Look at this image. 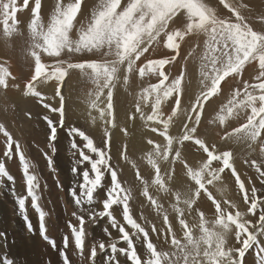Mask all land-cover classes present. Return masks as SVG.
<instances>
[{
    "label": "snow or ice",
    "instance_id": "snow-or-ice-1",
    "mask_svg": "<svg viewBox=\"0 0 264 264\" xmlns=\"http://www.w3.org/2000/svg\"><path fill=\"white\" fill-rule=\"evenodd\" d=\"M30 0H0V23L3 25L5 37H12L18 33L17 13L21 9L29 7ZM85 0H69L66 4L58 2L55 12L49 22L45 24L41 17V0H34L32 19L28 26L29 30V55L34 59V74L25 84L23 94L38 98L45 109L58 112L59 119L55 123L45 115L44 119L50 128V142L57 137L58 127L63 128L65 123V97L61 95L60 88L64 85L65 78L72 71H79L88 76L95 85L94 99L90 101V108L99 112V120L103 122V147H98L94 140L79 128H71L70 133L80 137L84 147L93 155L85 154L76 143L72 147L81 159L75 161L72 168L74 174H79L78 179L71 188L70 195L78 211H73L72 216L78 221V226L68 222L71 235L74 237L75 248L79 250L81 257L85 248L87 222L95 223L98 218H108L111 227L118 229L119 240L126 247H117L116 241L108 245L103 240L98 241L91 247L90 264H96L97 249L105 252L110 248L107 264H121L116 259L117 253L123 254L131 264H244L246 252L254 245L259 246V264H264V203L257 196V189H251V195L245 189V183L237 174L234 166V154L230 150H218L215 143H206L197 135L198 126L201 124L204 113V105L212 98L218 96L221 84L228 77L242 75L245 66L258 62V75L256 83H243V92L238 88L232 93V98L220 109L216 117L219 124L224 125L234 115H239V110L249 112L247 120L239 127L222 136L224 141L248 142L252 147L259 138L264 135V31L254 30L248 19L242 14L239 7L229 3L228 0H219L224 9L230 15H218L216 10L210 7L204 0H100L99 5L91 11L90 19L80 24L77 28V17L82 14V5ZM241 7H247L241 5ZM179 17L186 21L183 29L170 28V24ZM264 22V17L260 18ZM11 22V23H10ZM76 29V38L72 36ZM189 35L203 36L205 52L201 58L200 76L202 90L195 96L187 106L182 107V97L186 91L184 86L185 76L181 72L169 81L165 67L173 62L180 54L181 43ZM163 37V40L161 38ZM163 46L172 55L167 58L150 59L142 67L137 68V61L144 57L153 45ZM85 54L93 53L99 55L100 59L73 62L71 57L61 58L63 54ZM42 54L54 58L55 62L48 64L42 61ZM134 71H138L141 78L146 75L155 76L159 82L145 87L139 95V100L151 102L150 114L145 115L141 103H136L135 111L140 113V119L146 123L151 122V131L158 133L164 143H157L148 139L147 143L152 146L151 151L146 153L147 164L154 170V178L145 179L135 161L129 160L124 150L112 153V133L110 128H115L116 119L113 114V92L117 85L123 80L127 87L128 78ZM11 73L8 68L0 65V88L9 87ZM49 81H56L55 96H59V107H52L45 101L48 99L39 86ZM19 87V85H14ZM105 90H107L105 94ZM243 96L241 99L240 97ZM101 97H105L106 107H101ZM171 101L170 114L165 116L162 105ZM183 117L181 122L182 135L171 134L174 118ZM97 117L93 116L95 123ZM0 133L7 138V151L4 155L8 158L13 156V145L22 166L24 181L26 184V196H16L19 213L27 222V229L33 232V226L27 215L26 204L31 198L32 207L39 216V229L43 238L48 241L53 249L57 248L55 240L49 239L45 234V212L40 206L38 176L31 170L32 165L25 156L19 142L14 141L12 135L0 124ZM186 141L192 142L198 149L206 154V158L199 166H190L182 157L181 148ZM176 146V147H174ZM264 152V148H261ZM49 166L52 158L45 154ZM75 155V153H74ZM115 156V161H114ZM171 158V159H170ZM121 160L130 164L135 169L136 179L142 185V195L159 211L162 205L155 198L150 189L156 192H164L172 195L166 183V178L171 179L170 169H164L162 173L161 162L167 161L169 165L179 162L186 170V176L192 182L187 191L174 193L172 210L176 213V219L183 232V239L177 238L173 231V225L165 211L160 228L156 224L149 226L146 218L145 223L138 222L134 217L130 201L132 190L125 187L121 181L120 174L123 170ZM88 162L90 168L81 170L79 165ZM217 162L213 167V163ZM256 171L264 177L260 171V165L252 162ZM230 170L235 177V183L244 194L243 201L247 205V212L253 216L259 212L258 219L253 223L245 219V212L229 211L236 205L229 201L218 200L210 186L215 187L222 180V174ZM108 178L107 187L104 184ZM4 178L14 182V177L8 172L5 163L0 162V186ZM104 190V198L98 200L96 193ZM217 191L223 192L222 189ZM206 197L214 205L215 219L209 222L205 213L195 208L197 201ZM250 201V202H249ZM225 205L224 207H222ZM98 206H102L98 210ZM114 207L122 210L123 223L116 218ZM193 216L190 224L186 213ZM198 217V219L196 218ZM87 218V219H86ZM211 224V226H209ZM199 234H196L197 230ZM252 229V230H250ZM108 237L112 233L104 230ZM166 231L171 234V251L157 249V245L150 238V233ZM234 237V245L229 246V237ZM0 238H5V233L0 232ZM139 242L146 252V258L138 254L137 243ZM167 242V240H165ZM238 245V246H236ZM69 247L68 237L63 239V249L60 256L63 264H72L67 249ZM0 264H14L10 258H4Z\"/></svg>",
    "mask_w": 264,
    "mask_h": 264
},
{
    "label": "rangeland",
    "instance_id": "rangeland-1",
    "mask_svg": "<svg viewBox=\"0 0 264 264\" xmlns=\"http://www.w3.org/2000/svg\"><path fill=\"white\" fill-rule=\"evenodd\" d=\"M58 1L60 2V0H52V1L41 0V17H42V20L45 24H47L49 22L52 14L55 12V7H56V4L58 3ZM238 1L239 0H228L229 3L233 4L236 7H239L244 16L246 14H250V13H248L249 11L245 12L244 7L242 8V7L238 6V4H237ZM250 1L251 0H243V4L246 6H247V4L250 5ZM125 2H126V0H125ZM216 2L219 3V0H216ZM251 2H254L255 4L261 3V5L264 4V0H252ZM99 3H100V0H85L84 5H82V14L78 15V17H77V23H76L77 28L80 26V24L86 23L87 19H90L91 11L94 8H96L99 5ZM20 4L22 5V3H20ZM29 4L31 6H29L27 9L22 8L21 11H19L17 13V20L20 23V24H18V33H14L12 37H5L4 32H3V25L0 26V62H1L0 65L7 67L10 73L13 74L15 72L14 74H16V76L14 75L15 76L14 80H12L13 82H10L9 87L7 89H3V88L0 89V124L4 125L5 129L12 135L14 141H17V142H19V144H21V142H22L21 140L23 138L24 142L22 143V145L24 144L25 146H27L30 153L35 151L36 157L38 159H40V157L42 156L41 155L42 153H40V152L44 151L43 146H44V141L46 140L47 143H49L47 149L49 151L50 150L53 151L56 154L55 155L53 153L51 156L52 160H54L56 158L57 154L59 153V150H58L59 147L57 146L58 141L60 139V135H61V134L59 135V133H64V131H65L66 135H71V133H70L71 128H65V127L60 128V127H58L56 140L54 142H50V140H49L50 128L48 127V125L46 123L47 121L44 119V116L45 115L49 116L53 120V122L55 123L56 120L54 119V112H51L49 109H45L43 107L42 103H40L38 98H36V97L24 99V100L17 102V103L15 102V99H14L15 93H17L19 90V87L15 88L14 85H19V86L25 85L30 80L31 75L34 74V59L29 55L30 39H29V30H28V26H29L31 19H32V7H34V0H30ZM220 5L223 7L222 4H220ZM226 11L228 12L227 9H226ZM228 15H230V13ZM28 18L30 20H28ZM176 20L178 22H180V18L177 17ZM26 22H27V24H26ZM184 22L185 21H182L180 23V25L178 26L180 29L184 27ZM248 22L250 23L249 20H248ZM25 25H27V26H25ZM251 26L254 27L253 28L254 30L264 31V27H261V26L257 27V26H253L252 24H251ZM170 27L173 28L172 26H170ZM73 32L75 34L73 35V33H72V36L75 39L76 38V29L73 30ZM190 39H188V40H190ZM204 39L205 38L203 37L201 39L202 41H200L201 43L199 42L198 46H196V48H193V49H190L188 46H185L186 41L182 42L181 48H180V53L182 52V50H186V51H188V52H186V55H184L183 53L180 54L178 57L179 61L176 60L175 63H173V64L171 63L165 67L166 74H169V81H171V79L175 78L181 72L184 73V76H185L184 86L186 88V91L183 95L184 99H182V107L187 106L186 101H189V102H187V104H189L191 101H194V100H191L189 98H191L192 96H194V98H195V96L198 95L200 93V91L202 90V85L200 83L202 78L199 75L200 72L198 71V70H200V66L197 65V62H199V60L204 55V49H205ZM165 54L166 53L161 54L158 57L164 58ZM79 55L80 54H67V53H65L62 55L61 58H66V57L69 58V56H70L73 62H81V61H85V60L97 59V58H94V56H97V54L93 55V53L92 54L91 53H88V54L85 53L84 55L83 54H81L80 56ZM72 57H76V58H72ZM85 57H87V58H85ZM146 57L150 58V59H154V58L150 57L149 55L141 57L140 61L139 62L137 61V68L142 67L145 63H147ZM192 60H193L194 64L191 66L189 64ZM42 61L45 63H48V64H52V63H54L55 60H54V58H49L46 55L42 54ZM76 72L77 71H72V73L70 72L71 75L69 74V76H67L65 78L64 82L66 83L67 82L66 80H68L73 75L77 79L80 80V86L82 85L81 88L83 91H85L84 88L85 89L88 88L86 90V92H95V90L94 91L92 90L93 88H95V85L91 82V79L89 77L85 76L84 74L80 73L79 71L77 73ZM85 78H86V80H85ZM229 78H227L224 82H222L221 91L218 94V96L212 97L206 103L207 105H204V113H203L204 115H202L203 119H201V124L198 126L197 135L199 138L204 139L206 143H209V144L215 143L217 145L218 150L219 149L220 150H230L233 152L235 150L234 146H236L235 148H237L239 145H242L243 147H245L244 153L239 154V157H238L239 162H236L234 160V166L237 170V174L240 175L241 179L244 181L245 189L249 192V196L251 195V189L253 187H255L257 189V196L260 198L261 201H264V192H262L263 189L262 190L260 189V187L264 186V177L260 176V173L256 171V167L253 165V163H251V162L255 161L256 165H260V171L264 172V153H257V151L255 149V145L257 142L255 144H253L252 147H249L248 142L237 143V142H234L231 140H229V141L222 140V136L224 134L232 131L235 127H238L239 125H241L247 119V116L239 117L235 121H231L232 119L230 117L224 125L219 124V122H218L219 125H216V122H214L216 115L218 113L220 114L219 109H221L224 105H226L228 103L229 99L232 98V93H234L238 88L240 89L241 92H243V88H242L243 83H244V82H242L243 73L240 76H233L232 78L231 77H229ZM81 79H84L83 84L81 83ZM232 79H233V81H232ZM87 80H89V81H87ZM156 81H155V83L159 82L158 79ZM11 83H15V84H11ZM190 83H193L196 85V87L194 89L195 91L193 90V88L191 86H189ZM228 83L230 85H228ZM88 84H90V85L88 86ZM149 85L150 84L148 82H146L143 78L141 79L138 71H134L133 74H131L129 76L127 87L124 86V88L122 89V92H120L118 89L114 90V92H113L114 109L117 107H119V109L120 108L127 109L128 112H131V111L134 112L135 113L134 116H139L140 113H137L134 109L136 103L139 102V103H141V107H143L142 110L145 113V115L150 114L151 102L150 101L149 102H143V101L139 100L140 93L142 92V90L145 87H148ZM240 86H242V87H240ZM89 87H91V88H89ZM188 89H190V91H192V93H191L192 96H190V94L186 93V92H188ZM13 90L15 93H13ZM8 91H11V92L9 93ZM106 92H107V90H105V93ZM187 96L188 97L190 96V97L188 98ZM240 98L242 99L243 96H241ZM211 101H212V103L209 104ZM2 103H4V104H2ZM115 104H117V105H115ZM5 105H7V109H6ZM164 105L166 107H169V108H166V110H165L166 112L164 113L165 116H167L170 113V107L172 108V107H174V105H172L171 101L165 102ZM16 107L19 109H17ZM214 107H215V109H213ZM209 109H213L212 110L213 112L212 111L210 112ZM7 110L9 111L10 114L8 113ZM6 112L8 113L9 116L10 115L11 116L9 117ZM65 114H67V111L65 112ZM134 116H132V117H134ZM7 118L8 119L11 118L10 120H12V119L13 120L10 121ZM179 118L180 117L174 118L173 127L170 130L171 134H173V135H182V131H183L182 126H181V128H178V121H180V120L182 121L183 118L182 117L180 119ZM27 119H28V121H26ZM211 124H213L214 126L216 125L219 128L218 130L221 131L219 137H216L215 135H213L211 133L210 128L214 127ZM44 127H46V129L49 130V132H47L46 134L43 133ZM151 127H153V126H145V128L148 129V132H150L149 136H151V139L154 141V138L156 137L159 140L158 142L163 144L164 143L163 138L160 137L158 135V133L152 132ZM80 130L84 131L87 135H89L94 140V142L96 143V145L98 147H102V145H103L102 141L103 140H102L100 134L93 133L89 128H85V127L83 129H80ZM37 131H39L41 133H35ZM0 134L2 136H4L3 133H0ZM262 136L259 138V140H260L259 145L261 148H264V143L261 142V141H263ZM100 138H101V140H100ZM184 145L191 152V154H189L190 157H192L194 155L196 156V161H200L201 157L203 159L206 158V154L202 153L198 149V146H195L192 142L186 141L184 143ZM174 147H176V146H174ZM151 149H152V146L148 149V152L151 151ZM22 150L24 151L23 147H22ZM45 154L43 155L44 156L43 158L47 163L43 166L42 170H37V172H39V173H37V176H38L39 182H40V189H39L40 201H39V203H40L41 208L43 209V211L46 214L45 215V227L47 228L49 226L47 228V232L45 234L49 237V239L55 240L57 248L53 249L51 244H49L48 241H46L43 238V236L41 235V232L39 229V216H38L37 211L32 207L30 197L28 198V201L26 204L27 215H28L29 221L31 222L33 228L38 231L40 240L42 241L43 244L45 242V245H47V247H46L47 251H45V249L42 248V250L39 253H37V256L35 254H33L32 255L33 257H35V258L37 257L36 258L37 261L36 260L34 261V260H31L30 258L24 257L23 254L21 253V250L17 248L16 243H15V237L11 234L13 232L12 231L13 229L11 230V228L9 226H11L13 228H18L21 224H23L24 230L26 229V231H27V234H26L27 239H30V236L28 233H33L34 236L36 235V233L28 231L27 226H26L27 222L23 219L22 215L19 213L18 204L16 202V195L22 196V193H23V196L27 195L26 184H25V181L23 179L24 177H23L22 166L20 164L19 157H18V155H16V157H14V155H13V158H8L4 155V158L7 159L6 163L8 161H11V162H14V161L18 162L19 161L18 162L19 168H20L19 173H21V178H20L19 183L22 181L21 183L23 185L20 183L21 187H18V190H17V187H11V186H14L17 184L16 180L12 183V182L8 181L7 178H4L3 185L0 186L1 187L0 188V194L2 193L0 195V211L2 210L0 212V232L5 233V238H0V261H2L4 258H10L14 261V264H63V259L60 256V250L63 249V239L65 236L68 237L69 247L66 251L70 257L72 264H88V262L90 264L89 256H90L91 247L100 240H103L106 243V245H108L111 241H116L118 248L126 247V244L119 240L118 229L111 227V221L108 218H103V219L98 218L95 223L87 222L85 225V230H86L85 248H84V252H83L84 256L81 257L79 250L75 248L74 237L71 235V230L68 227V222L71 221V223L73 225L78 226V221L75 219V217L72 216L73 211H78V210H75V208H74L75 205H74V201L70 195V191H71V188L76 184L77 180L82 179V178L79 176V174H74L72 172V169L70 166H69V169L67 170V173H68L67 175H66V172L64 170V168H66V166L64 168L58 167L56 164L53 165V162H52V165L49 166L48 161L46 160L47 157ZM85 154H89V152H85ZM89 155H92V154H89ZM47 156H48V154H47ZM145 156H146V153H142V152L138 153V151H136V150H133L131 152V154L128 155L129 160L135 161L137 163V165L141 171V175L145 179L150 180L154 176V170L151 169V166L147 164ZM70 159H73V158L70 157ZM114 161H115V159H114ZM242 161H244V162H242ZM239 163L242 164L243 166L238 165ZM145 164H147V165H145ZM199 164L200 163H198L197 166ZM216 164H217V162H214L213 167H215ZM248 164H250V165H248ZM122 165H123V170L120 174V178H121L123 185L125 187L131 188V190H132V200H131L132 202L130 201V207L132 208L134 217L138 218V222L142 223V225H143L145 223L144 220L146 218L149 226L153 223L158 225V222L162 219L165 211L167 212L168 215H170L171 213L174 212L172 210L170 203L172 202V204H173L174 203L173 201L175 199H170V198H171V196L173 198L174 193L177 192V188H175V186L171 187L172 195H170L169 200H168V202L171 201L170 203H166V205H162L163 199L162 200L158 199L159 203L162 205V209L159 211V213H160L159 214L158 210L153 205H151V203L147 200V198L146 199L144 198L145 200L144 201L141 200L139 203L136 202V196H137L139 190L142 188V185L136 179L135 169L131 168V166L125 162ZM53 166H55V167H53ZM71 166L73 168L75 165L71 164ZM160 166L162 169V173H163L164 169H170L168 167L167 161L161 162ZM261 166H263V167H261ZM45 167L48 169L47 177H45L46 172L43 173L45 171L44 170ZM163 167H164V169H163ZM6 168H7V166H6ZM89 168H90V166H89ZM80 169L83 170V169H87V168L81 167ZM7 170L9 173L11 172L10 168L9 169L7 168ZM70 170H71V172H70ZM253 170H255V171H253ZM40 171H42V172H40ZM53 171L55 172L54 174H53ZM61 171H62V173H61ZM185 171H186L185 169L182 170L181 173H179L178 175H180V177H182L183 179L185 178L184 179L185 180L184 185L188 189L189 186H192V185H190L191 181L189 179H186L188 177L186 176ZM71 173H72V175H71ZM60 174H61V176H60ZM49 175H50V178H49ZM184 176H186V177H184ZM222 176L224 179H226L227 177H230L231 179H229L228 182L224 181V183H222V181H219V182H217L215 187L210 186V190L213 191V195L218 200H220L222 202L224 200H227L229 202H232V200L234 202H240V200H238V198L240 199V197L243 201V195L244 194L239 190L238 185L235 183V177L231 175L230 170H226L225 173L222 174ZM167 181H168V179L166 178V183H167ZM186 181H187V183H186ZM43 183H45L46 185ZM107 185L108 184H105L106 187H107ZM222 186H224V188H221ZM4 188H5V190H3ZM187 189L185 191H187ZM217 189H222L223 192L221 193L220 191H217ZM98 191H100V192L96 193V198L98 200H102L104 198V190L101 189ZM178 191L181 192L179 189H178ZM5 192H8L10 195H6ZM20 192H21V194H19ZM45 199H47V200H45ZM46 202H47V204H46ZM48 202H50V203L48 204ZM202 202L204 203V206L209 211H212L214 213V210H213L214 205H212L211 201H208L206 199V197H204V198H202ZM29 203H31V204H29ZM243 203H244V201H243ZM168 205H170V206L167 208ZM244 205H245L244 207L246 210H241V211L246 213L245 219H250L253 221V223H255L256 220L258 219L259 212L257 211L256 216H252L251 213L247 212V205L245 203H244ZM1 206L4 207L5 209L1 208ZM224 206L225 205H223V203H222V207H224ZM260 206L264 207V203H262ZM194 207L197 208L196 206H194ZM100 208H102V206H98V210ZM117 208H118V210H117ZM140 209H142V210H140ZM114 211H115V215H116L117 220L119 222L123 223L121 208L114 207ZM147 211L149 213H147ZM231 211L233 213H235V211H237V208H231ZM141 212H142V214H141ZM3 213H5V214H3ZM208 218H206V219L209 222H211L212 220L215 219V216H211V217L209 216ZM102 220H104L103 223H101ZM3 223L6 224L8 229L4 228ZM8 224H9V226H8ZM209 226H211V224H209ZM105 229H108V231L112 233L111 237L107 236V234L104 231ZM50 230L54 234V236H51ZM250 230H252V229H250ZM196 234H199L198 229L196 230ZM156 236L157 235L155 233H150V238L157 245V249L164 250V251H171L172 250L171 247H164L160 243V240H158V238ZM232 238L234 239V237H231V236L229 237V246H232L235 243L234 240H232ZM260 239H261L262 243H264V237H261ZM134 243H137L138 254L142 255V257L143 256L146 257L145 249L142 248L143 246L135 240H134ZM236 246H238V245H236ZM12 251L14 253H12ZM50 251L52 252V255L50 254ZM258 253H259V246L254 245L252 248H250L246 252L245 256L247 258L244 257V264H250V263L254 264L255 262H256L255 264H259V258L260 257L258 255ZM109 254H110V248H108V250L105 252H100L99 249H97L96 264H107V258H108ZM38 256H40V257H38ZM249 258L253 259V261L250 260ZM116 259L119 260L121 262V264H131V262L127 261L126 258L121 253H117ZM113 263L115 264V261H113Z\"/></svg>",
    "mask_w": 264,
    "mask_h": 264
},
{
    "label": "bare ground",
    "instance_id": "bare-ground-1",
    "mask_svg": "<svg viewBox=\"0 0 264 264\" xmlns=\"http://www.w3.org/2000/svg\"><path fill=\"white\" fill-rule=\"evenodd\" d=\"M52 1V0H50ZM252 1V0H251ZM250 1V5H248L247 3V7H244L245 8V12L249 11L248 13L250 14H246L245 17L250 21V23L253 25V26H261V27H264V22L261 21V17H264V4L261 5V3H258V4H255L254 2H251ZM23 0H19V3H22ZM45 2V1H44ZM48 2V1H47ZM59 2V1H58ZM61 2V0H60ZM63 3H67L69 2V0H62ZM205 3H207L210 7H212L213 9L216 10L217 14L218 15H223V16H228V12L226 11V9H224L218 2H216V0H204ZM249 2V1H248ZM257 2V1H256ZM54 3V2H53ZM32 4V3H31ZM238 6L241 7V5H244L243 4V0H239L237 2ZM52 5V4H51ZM29 6H31L29 4ZM86 6V5H85ZM243 8V7H242ZM241 8V9H242ZM33 9V7H32ZM244 13V12H243ZM21 14V13H20ZM28 14V13H27ZM29 16V15H28ZM24 18V17H23ZM27 18V17H26ZM28 20H30L28 18ZM21 22V21H20ZM174 22L173 21L171 23L170 26H174ZM176 23V22H175ZM186 23V21L184 22V24ZM20 24V23H19ZM22 24V23H21ZM27 24V22H26ZM2 25V23L0 24V26ZM23 26V25H22ZM27 26V25H25ZM171 28V27H170ZM254 28V27H253ZM183 29V28H181ZM75 30V29H74ZM75 33L73 32V35ZM191 38V39H190ZM203 38V36H195V35H189L185 38V41H186V44L185 46H188L190 49H193V48H196V46H198L199 42L202 41L201 39ZM190 39V40H188ZM161 40H163V37L161 38ZM2 41V40H1ZM201 43V42H200ZM3 44V43H2ZM9 45V44H8ZM183 45V44H182ZM9 47V46H8ZM183 47V46H182ZM153 48L156 49V51H153L152 49L149 50V53H146L145 56L147 55H153L155 59H159L161 54H164V57L167 58L168 56L172 55V53L166 49L164 46H163V43L159 44V45H153ZM199 48V47H198ZM186 50H182V52L180 54H184L186 55ZM4 53V52H3ZM88 54V53H87ZM92 54V53H91ZM179 54V55H180ZM81 55V54H80ZM79 55V56H80ZM84 55V54H83ZM94 55V54H93ZM88 57V56H87ZM85 57V58H87ZM179 57V56H178ZM178 57L176 58V60L178 59ZM67 58V57H66ZM65 58V59H66ZM72 58H76V57H72ZM94 58H97V59H100L99 55L97 56H94ZM153 58V57H152ZM184 59V58H183ZM50 60V59H49ZM53 60V59H52ZM175 60V62H176ZM78 61V60H77ZM80 61V60H79ZM4 62V61H3ZM21 62V61H20ZM55 62V61H54ZM82 62V61H81ZM139 62V61H138ZM173 62V63H175ZM1 63V62H0ZM50 63V62H49ZM172 63V64H173ZM194 62L193 60L190 62L189 65H193ZM10 65V64H9ZM8 66V65H7ZM15 71V70H14ZM200 72V70H198ZM258 62H253L252 64H249V65H246L245 66V69L243 71V78L245 79V81H249V83H256V79L255 77L258 75ZM13 72V71H12ZM78 72V71H77ZM76 72V73H77ZM15 73V72H14ZM12 74L11 77H9V84L10 82H13L12 80H14L16 74ZM72 73V72H71ZM75 73V72H74ZM73 73V74H74ZM198 74V73H197ZM196 74V75H197ZM15 75V76H14ZM71 75V74H70ZM200 75V74H199ZM86 76V75H85ZM88 77V76H87ZM229 78V77H228ZM232 78V77H231ZM142 79V78H141ZM143 79L148 82L149 84H152V83H155V81L157 80V78L155 76H151V75H146L145 77H143ZM230 79V78H229ZM86 80V78H85ZM67 82L65 83L64 82V85L61 86L60 88V93L61 95H63L65 97V100H64V108H65V112L67 111V114H65V123H64V127L65 128H79V129H83L84 127L85 128H89L93 133H96V134H100L101 135V138L103 140V122L101 120H99V112L97 110H94V109H91L90 108V101L92 99H94V93L95 92H86V90L88 89H85V91L82 90V85L80 86V80L77 79L75 76H71L68 80H66ZM89 81V80H87ZM159 81V80H158ZM233 81V79H232ZM157 82V81H156ZM244 82V81H243ZM81 83L83 84L84 83V79H81ZM11 84H15V83H11ZM17 84V83H16ZM90 84H88L89 86ZM228 85H230L228 83ZM24 86L25 85H22V86H19V90L17 93L14 92L13 90V93H15L14 95V99H15V102H20L24 99H28V98H33L32 96H26L23 94V90H24ZM84 86V85H83ZM189 86H191L193 88V90L195 89L196 85L193 84V83H190ZM55 87H56V81H49L47 84H44V85H41L39 86L38 90L42 92V94H44L48 99L45 101L46 103H49L52 107H59V104H60V98L59 96H55ZM236 87V86H235ZM242 87V86H240ZM16 88V87H15ZM91 88V87H89ZM124 88V84H123V80H121V83L117 85V88L120 92H122V89ZM227 88V87H226ZM243 88V87H242ZM2 89V88H0ZM93 91L96 90L95 88L92 89ZM12 91V90H11ZM11 91H8L9 93ZM91 91V90H90ZM195 91V90H194ZM190 92V93H189ZM188 94H190V96H192V91H190V89H188V92H186ZM226 93V92H225ZM106 94V93H105ZM116 94V93H115ZM120 94V93H119ZM224 94V93H223ZM222 95V94H221ZM13 96V95H12ZM117 96V95H116ZM189 96V97H190ZM11 97V96H10ZM188 97V96H187ZM188 97V98H189ZM118 98V97H117ZM184 99V97L182 98ZM186 99V98H185ZM191 100H194V96H192L191 98H189ZM101 101H103V103H101V107H106V100H105V97H101ZM186 101V100H185ZM216 101V100H215ZM223 101V100H222ZM137 102V101H136ZM187 102L189 101H186V105H187ZM185 103V102H184ZM183 103V104H184ZM212 101L209 103L211 104ZM4 104V103H2ZM215 104V103H214ZM117 105V104H115ZM207 105V104H205ZM6 106V109H7V105ZM10 106V105H9ZM171 106V105H170ZM184 106V105H183ZM216 106V105H215ZM4 107V106H3ZM2 107V108H3ZM21 107V106H20ZM23 107V106H22ZM213 107V106H212ZM17 108V107H16ZM143 108V107H142ZM166 108H169V107H166L165 105H162V111H164L163 113H165L166 111ZM209 108V107H208ZM19 109V108H17ZM135 109V108H134ZM171 109V107H170ZM215 109V107L213 108ZM213 109H209V111L211 112ZM168 110V109H167ZM220 110V109H219ZM8 111V110H7ZM143 111V110H142ZM215 111V110H214ZM239 112V115H234L233 117H231V121H235L237 118L239 117H242V116H247L248 114H250V111L249 112H245L243 110H237ZM146 112V111H145ZM213 112V111H212ZM7 113V112H6ZM5 113V114H6ZM9 113V111H8ZM7 113V115H8ZM209 113V112H208ZM207 113V114H208ZM10 114V113H9ZM12 114V113H11ZM113 114L115 116V119H116V127L115 128H110V131L112 133V153L115 154L117 152V150H124L125 147H126V152H127V155L131 154V152L133 150H136L139 152H142V153H147L148 152V149L151 147V145H149L147 143V140L148 139H151V136L150 135V132H148V129L145 128V126H154L151 124V122H145L144 120H141L140 119V115L139 116H134L135 113L134 112H128L127 109H123V108H120L117 107L114 109V106H113ZM170 114V113H169ZM204 115V114H203ZM219 115V113L216 115V117ZM9 116V115H8ZM11 116V115H10ZM9 116V117H10ZM23 116V115H22ZM95 116L97 117V120L95 123H93L92 121V117ZM134 116V117H132ZM13 117V116H12ZM205 117V116H204ZM214 119V122H216V125H219L218 124V120ZM181 118V117H180ZM179 118V119H180ZM183 118V117H182ZM8 119V118H7ZM11 119V118H10ZM8 119V120H10ZM54 119L56 121H58L59 119V113L58 112H54ZM203 119V118H202ZM13 120V119H12ZM10 120V121H12ZM25 120V119H24ZM44 120V119H43ZM183 120V119H182ZM247 120V119H246ZM28 121V119L26 120ZM182 122L181 120L178 121V128H181V123ZM47 123V122H46ZM243 124V123H242ZM241 124V125H242ZM44 125V124H43ZM214 126L213 128H210V131L213 135H215L216 137H219L220 136V133L221 131L218 130L219 128L217 126ZM239 125V126H241ZM238 126V127H239ZM177 128V129H178ZM175 129V128H174ZM43 133H47L49 132V130L46 129V127H44L43 129ZM35 133H41L39 131L35 132ZM61 134V135H60ZM60 135V139L58 141V144L57 146L59 147L58 150H59V153L57 154L56 156V160H52L53 162V165H57L58 167H65L64 170L66 172V175L68 174L67 173V170L69 169V166L71 167L72 169V166L71 164H74L75 165V161L78 160V159H81L79 154L76 152L75 149H73L72 145L73 143H76L77 146L82 149L84 152H88L87 149L84 147V142L83 140L80 138V137H77L73 134L71 135H66L65 134V131L64 133H59ZM100 138V140H101ZM263 140H264V135L262 136ZM6 140L7 138L2 136L0 134V162H3L6 164L7 168L11 170L10 174L14 177V181L16 180V185L14 186H11V187H17V190H18V187H21V184L19 183L20 181V178H21V173H19V161L18 162H11V161H7V159L4 158V153L5 151H7V143H6ZM21 146L24 148V153H25V156L28 158V160L30 161L31 165H32V170L33 172L37 175V170H42L43 169V166L47 163L45 160H44V154H48V156H52V154L54 153L53 151H49L47 149L49 143H47V141L45 140L44 141V151L43 152H40L42 153L40 159H38L36 157V153L35 151L30 153L29 150H28V147L25 146L24 144L22 145V143L24 142L23 138L21 140ZM154 141L159 143L158 141V138H154ZM229 141V140H228ZM38 142V141H37ZM100 142V141H99ZM161 142V141H160ZM259 142L260 140L257 141L256 145H255V149L257 151V153H264L261 151V147L259 145ZM26 143V142H25ZM41 143V142H40ZM102 144H103V141H102ZM43 145V144H42ZM189 146V145H188ZM103 147V145H102ZM236 146H234V151H233V154H234V160L236 162H239L238 161V157H239V154L241 153H244L245 151V147H243L242 145H239L237 148H235ZM225 148V147H224ZM51 149V148H50ZM220 150V149H219ZM248 150V149H247ZM252 150V149H251ZM254 150V149H253ZM181 151H182V157L184 159L187 160V162L191 165V166H197L198 163H202L203 162V158L201 157L200 158V161H196V156H192L190 157L189 154H191V152L188 150V148L184 145L182 146L181 148ZM64 152V153H63ZM75 153V155H74ZM55 154V153H54ZM91 154V153H89ZM88 154V155H89ZM13 155L14 157H16V152H15V144L13 145ZM56 155V154H55ZM93 155V154H92ZM140 155V154H139ZM94 156V155H93ZM198 156V155H197ZM73 158V159H70ZM259 157V156H258ZM13 158V156L11 157ZM46 159V158H45ZM114 159H115V156H114ZM171 159V158H170ZM18 160V159H17ZM47 160V159H46ZM48 161V160H47ZM241 161V160H240ZM165 162V161H164ZM244 162V161H242ZM123 160H121V164H123ZM252 163V162H251ZM199 164V165H200ZM130 165V164H129ZM147 165V164H145ZM144 165V166H145ZM198 165V166H199ZM240 166H243L242 164H238ZM250 165V164H248ZM47 166V165H46ZM76 166V165H75ZM90 164H88V162H82L79 167H86V168H89ZM55 167V166H53ZM168 167L170 168V174H171V179H168L167 181V185L168 187L170 188L171 190V187L172 186H175V188H177V191L178 189L181 191V193H183L187 188L186 186L184 185L185 183V178L183 179L182 177H180V175H178L179 173H181L183 169V165L180 164L179 162H176L174 165H169L168 163ZM263 167V166H261ZM52 168V167H51ZM254 168V167H253ZM55 169V168H54ZM53 169V170H54ZM164 169V167H163ZM250 169V168H249ZM9 170V171H10ZM44 172H46V176L48 175V169L45 167L44 168ZM50 170V169H49ZM61 170V169H60ZM252 170V169H251ZM51 171V170H50ZM255 171V170H253ZM42 172V171H40ZM69 172V171H68ZM71 172V170H70ZM141 172V171H140ZM186 172V171H185ZM184 172V173H185ZM55 172L53 171V174ZM62 173V171H61ZM57 174V173H56ZM148 174V173H147ZM43 175V174H42ZM72 175V173H71ZM61 176V174H60ZM228 176V175H227ZM69 177V176H68ZM154 177V176H153ZM152 177V178H153ZM186 177V176H184ZM44 178V177H43ZM49 178H50V175H49ZM61 178V177H60ZM73 178V177H72ZM150 178V177H149ZM24 179V178H23ZM45 179V178H44ZM74 179V178H73ZM188 179V178H186ZM229 179H231L230 177H227L226 179L223 178L222 176V183H224V181H229ZM46 180V179H45ZM4 181V180H3ZM42 181V180H41ZM8 182V181H7ZM45 182V181H44ZM64 182V181H63ZM76 182V181H75ZM189 182V181H188ZM10 183V182H9ZM13 183V182H12ZM54 183V182H53ZM109 181H108V178L106 176L105 178V181H104V184H108ZM187 183V181H186ZM45 184V183H43ZM68 184V183H67ZM9 185V184H8ZM11 185V184H10ZM23 185V184H22ZM46 185V184H45ZM188 185V184H187ZM190 185H192V182L190 183ZM49 186V185H48ZM190 187V186H189ZM1 188V187H0ZM43 188V187H42ZM45 188V187H44ZM221 188H224V186H222ZM40 189V188H39ZM46 189V188H45ZM69 189V188H68ZM215 189V188H214ZM260 189L264 190V186L263 187H260ZM5 190V188L3 189ZM47 190V189H46ZM51 190V189H50ZM262 190V192H264ZM66 192V191H65ZM100 192V191H98ZM150 192L151 194L157 198V199H163L162 200V205H166V203H170L171 201L168 202L169 200V197L170 195L169 194H166L164 192H156L154 189H150ZM172 193V192H171ZM218 193V192H217ZM2 194V193H1ZM0 194V195H1ZM6 195H10L8 192H5ZM21 194V192L19 193ZM47 194V193H46ZM239 194V193H238ZM237 194V195H238ZM17 196V195H16ZM22 196H23V193H22ZM174 196V195H173ZM47 197V196H46ZM68 197V196H67ZM237 197V196H236ZM145 197L142 195V188L139 190L137 196H136V202L139 203L141 200H145L144 199ZM202 198H204V196L202 195V197L200 198V200L197 201L196 203V207L200 210V211H203L205 213V218H208L209 216H215L214 213L212 211H209L205 206H204V203L202 202ZM64 199V198H63ZM170 199H175L174 197ZM47 200V199H45ZM50 200V199H49ZM238 200H240V202H234L232 200V202H230L231 204H234L236 205L235 208H237L238 211H241V210H246L245 209V205L240 197V199L238 198ZM173 201V200H172ZM51 202V201H50ZM48 202V204L50 203ZM132 202V201H131ZM148 202V201H147ZM174 202V201H173ZM205 202V201H204ZM31 204V203H29ZM47 204V202H46ZM150 204V203H149ZM152 205V204H151ZM170 205H172V202L170 203ZM168 205L167 208L170 206ZM47 206V205H46ZM139 206V205H138ZM149 206V205H148ZM150 207V206H149ZM1 208L5 209L4 207L1 206ZM75 210H78L76 209V207H74ZM155 209V208H154ZM51 210V209H50ZM118 210V208H117ZM139 210V209H138ZM142 210V209H140ZM145 210V209H144ZM214 210V209H213ZM2 211V210H1ZM0 211V212H1ZM14 211V210H13ZM120 211V210H119ZM231 211V208L230 210ZM233 211V210H232ZM16 212V211H15ZM152 212V211H151ZM234 212V211H233ZM242 212V211H241ZM11 213V212H10ZM13 213V212H12ZM147 213H149L147 211ZM163 213V212H162ZM5 214V213H3ZM32 214V213H31ZM142 214V212H141ZM160 214V213H159ZM14 215V214H13ZM51 215V214H50ZM146 215V214H145ZM195 211L193 212L192 215H188L186 213V218L188 219L189 223L191 224L193 222V216H195ZM147 216V215H146ZM169 216V220L170 222L172 223L173 225V231H175L177 233V238L179 239H183V232L182 230L180 229V225L178 223V220L176 219V213L173 212L171 213ZM253 216V215H252ZM7 217V216H6ZM149 217V216H148ZM152 217V216H151ZM150 217V218H151ZM157 217V216H156ZM4 218V217H3ZM159 218V217H158ZM198 219V217H196ZM103 219V218H102ZM209 219V218H208ZM158 220V219H157ZM104 220H102L101 223H103ZM145 221V220H144ZM9 222V221H8ZM34 222V221H33ZM107 222V221H106ZM109 222V221H108ZM142 222V221H141ZM107 224V223H106ZM4 225V228L5 229H8L6 224L3 223ZM101 225V224H100ZM104 225V224H103ZM108 225V224H107ZM162 225V219L158 222V225L157 227L160 228ZM9 226V224H8ZM102 226V225H101ZM11 228V230L13 231L11 234L15 237V243H16V246L18 249L21 250V253L23 254L24 257L26 258H30L31 260H36L35 257H33L32 255L35 254L37 256V253H39L42 248L46 250V247L47 245H45V242L44 244L42 243V241L40 240V237H39V234H38V231L36 229H34L33 232L36 233V235L34 236L33 233H28L29 236H30V239H27L26 238V234H27V231L26 229L24 230V226L23 224H21L18 228H13L11 226H9ZM49 227V226H48ZM47 227V228H48ZM98 227V226H97ZM46 228V229H47ZM100 228V227H99ZM109 228V227H108ZM51 229V228H50ZM103 229V228H102ZM26 231V232H25ZM53 231V230H52ZM196 231V230H195ZM49 233V232H48ZM50 234L51 236H54V234L51 232L50 230ZM158 238V240H160V243L164 246V247H171L170 246V241H171V234L167 233L166 231H160L159 233H155ZM154 236V235H153ZM155 237V236H154ZM156 239V238H155ZM154 239V240H155ZM165 240H167V242H165ZM231 240V239H230ZM232 240H234L232 238ZM90 244V243H89ZM143 248V247H142ZM159 248V247H158ZM141 250V249H140ZM159 250V249H158ZM52 251V250H51ZM50 251V254L52 255V252ZM100 251V250H99ZM86 252V251H85ZM12 253H14L12 251ZM21 254V255H22ZM99 254V253H98ZM249 254V253H248ZM42 255V254H41ZM89 255V254H88ZM84 256V255H83ZM40 257V256H38ZM87 257V256H86ZM144 257V256H143ZM246 257V256H245ZM250 257V256H249ZM146 258V257H145ZM247 258V257H246ZM51 259V258H50ZM54 259V258H53ZM250 259V258H249ZM41 260V259H40ZM253 261V259H250ZM37 261V260H36ZM90 261V260H89ZM74 263V262H73ZM85 263V262H84ZM87 263V262H86ZM253 263V262H252ZM256 263V262H255ZM254 263V264H255ZM89 264V262H88ZM114 264V263H113ZM251 264V263H250Z\"/></svg>",
    "mask_w": 264,
    "mask_h": 264
},
{
    "label": "crops",
    "instance_id": "crops-1",
    "mask_svg": "<svg viewBox=\"0 0 264 264\" xmlns=\"http://www.w3.org/2000/svg\"><path fill=\"white\" fill-rule=\"evenodd\" d=\"M179 18V17H178ZM176 22V23H175ZM175 22H174V28H178V29H180L178 26L180 25V23L182 22V20H180V22H178L177 20H175ZM204 52H205V49H204ZM150 57H153L154 58V56L151 54V55H149ZM165 58V57H164ZM155 59V58H154ZM177 61H179V59H177ZM200 64H201V59L199 60V62H197V65L198 66H200ZM249 82V81H245V79L244 78H242V82ZM246 122V120L243 122V123H245ZM212 126H214L213 124H211ZM261 142H263L264 143V140L263 141H261Z\"/></svg>",
    "mask_w": 264,
    "mask_h": 264
}]
</instances>
